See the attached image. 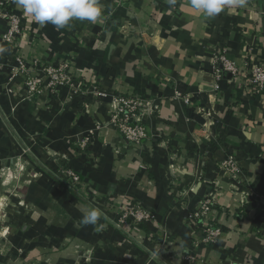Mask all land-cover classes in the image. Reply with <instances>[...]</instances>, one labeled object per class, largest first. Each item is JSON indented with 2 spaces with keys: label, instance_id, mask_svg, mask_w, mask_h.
Wrapping results in <instances>:
<instances>
[{
  "label": "crops",
  "instance_id": "0c3cea01",
  "mask_svg": "<svg viewBox=\"0 0 264 264\" xmlns=\"http://www.w3.org/2000/svg\"><path fill=\"white\" fill-rule=\"evenodd\" d=\"M100 4L95 23L73 20L59 30L11 8L24 33L0 52V169L21 162L27 140L34 156L24 165L34 178L15 187L17 197L11 182L0 183V201L19 205H0V264H78L77 247L94 264H264V215L247 202L249 186L264 195V95L244 94L243 76L229 73L216 90L212 74L217 50L241 72L249 61L264 65V0H223L212 18L189 0ZM16 56L68 61L85 84L81 94L65 87L28 104L17 86L11 100L3 86ZM121 95L160 105L144 118L151 137L139 147L109 122ZM226 151L241 164L235 178L218 168ZM62 155L90 188L84 195L58 176ZM118 197L152 209L155 222L122 229L106 222L101 212ZM205 197L216 205L201 222L223 231L208 245L191 218ZM92 209L97 224L82 225Z\"/></svg>",
  "mask_w": 264,
  "mask_h": 264
},
{
  "label": "built area",
  "instance_id": "2783aa9c",
  "mask_svg": "<svg viewBox=\"0 0 264 264\" xmlns=\"http://www.w3.org/2000/svg\"><path fill=\"white\" fill-rule=\"evenodd\" d=\"M14 0H0V28L4 23V32L0 31V49L7 51L14 48L15 41L24 33L22 17L12 11ZM0 51V52H3ZM10 51V50H9ZM15 71L12 69L13 74L20 73L22 85L24 87V94L26 99L34 103L35 98L45 94L46 91L51 93H58L61 88L69 87L72 89L70 96L82 92L84 83L82 81L74 80V74L68 61H63L58 64H49L41 59H32L26 61L22 56L15 57ZM245 71L241 72L239 65L231 60L226 53V50H217L215 52L214 63L212 66L213 74V87L220 89V83L225 78V74L229 73L235 77L244 78L242 86L243 93L251 96L264 95V65L254 62H247L245 64ZM10 72V73H11ZM15 75L9 78L11 81H6L8 95L15 94V88L11 86L10 82L13 81ZM105 96L104 93H101ZM178 97L181 96L179 92L176 93ZM184 103H189L188 96H181ZM117 105L113 113H111L109 122L120 132L124 140L133 147L141 146L146 139L151 137L149 127L146 126L144 118L150 116L154 112H158L160 105L150 98H143L135 95H121L116 97ZM93 132H91L92 134ZM64 164L61 171L65 177L70 179L71 183L79 184L82 180L80 174L74 169L66 165L68 161L67 155H62ZM57 156H55L56 162ZM240 163L236 155L231 151H226L224 159L219 164L220 170H225L230 173L233 178L240 174ZM248 203L261 206V213L264 215V195L260 194L256 189L249 186ZM215 199L212 197H205L203 200L198 201L192 210V219L195 220V227H202L205 232L200 240L203 244H215L222 236V229L214 224L204 225L201 218L208 215L212 208L215 206ZM111 211L106 214V217L111 216L114 211L117 215V228L122 229L127 225L138 227L143 223H153L155 221V214L149 207L138 203L130 202L125 198H116L114 205H110ZM199 221V223L197 221ZM239 264H252L251 262H242Z\"/></svg>",
  "mask_w": 264,
  "mask_h": 264
},
{
  "label": "clouds",
  "instance_id": "9594fccd",
  "mask_svg": "<svg viewBox=\"0 0 264 264\" xmlns=\"http://www.w3.org/2000/svg\"><path fill=\"white\" fill-rule=\"evenodd\" d=\"M17 8L40 25L51 23L57 30L69 26L73 20L95 23L103 15L100 0H14ZM174 4L175 0H168ZM190 6L212 18L222 10V0H189ZM0 51H3L0 49ZM99 214L95 209L82 218V225H96Z\"/></svg>",
  "mask_w": 264,
  "mask_h": 264
},
{
  "label": "rangeland",
  "instance_id": "374dc122",
  "mask_svg": "<svg viewBox=\"0 0 264 264\" xmlns=\"http://www.w3.org/2000/svg\"><path fill=\"white\" fill-rule=\"evenodd\" d=\"M63 61H61V62H63ZM61 62H59V63H61ZM16 68L17 67L15 66V64L12 65V67H11V69L13 71H15ZM10 72H11V70H10ZM11 75H15L13 81L10 82L11 86H13L15 88V94L13 92L12 93L13 96L10 97V95H8V91H7L6 86L5 87L3 86V89L5 90L7 95L11 98V100L15 101L17 99L18 91H17L16 88H17V86H21L22 87V90H21L22 91L21 92V94H22L21 95V101L26 102L28 104H35V102L34 103L29 102L26 99V97H25V94H24L25 91H24V87L22 85V80H21V74L20 73L13 74L11 72V74L8 75V77L4 81V83L6 81H11L9 79L11 77ZM78 81H80V80H78ZM79 94H81V93H79ZM16 110L17 109L15 108L14 111H16ZM14 118H12V119H14ZM24 142L25 143L23 144L24 145L23 147H24L25 151H22V155H21V157H19L21 159V162L19 161V159H17V165L16 166L15 165L9 166V167L8 166H2V168L0 169V178H1L0 179V183H1V181H6L7 183L11 182V184L7 187V189L10 192L9 194L14 196V197H17V194H18V190L15 187H18L21 183L27 182L29 179L32 180L34 178V171H32L31 169L27 170L26 166L24 165L27 162H28L27 164H29L31 162V158H29V157L34 156V152L32 151L31 146L27 143V142H30V141L26 140ZM26 144H28V145H26ZM21 163H23V165ZM15 174H17V176L19 175V179L13 180V177H15L14 176ZM58 176L60 177V179L62 181H64V183H65L64 186H66V188H68L69 190H71L75 194L84 195L86 192H88L90 190V188L87 189L86 182L83 179L81 180V182L79 184H73V183H71L70 179H68L67 177H65L63 175L62 171H60ZM0 190H2V189H0ZM13 199L10 198L8 200L6 199L4 201H0V205L1 206L4 205L6 207L7 206L11 207V206L14 205V206L17 207L16 209H18V207H19V205L17 203L18 201L13 200ZM112 204L114 205V201L112 202ZM101 214H102V216H104L106 222H108L109 224H111V225H113L115 227L117 226V222L114 221V219H117V215H115L114 211L111 212V216L108 215L107 217H106L107 212H104V213L101 212ZM152 222H155V221H152ZM76 250H77L78 258H81L79 261L83 262V263L78 262V264H94V262H91L92 258L87 256L86 254H83L84 250L80 249L79 247H77Z\"/></svg>",
  "mask_w": 264,
  "mask_h": 264
},
{
  "label": "trees",
  "instance_id": "16d2710c",
  "mask_svg": "<svg viewBox=\"0 0 264 264\" xmlns=\"http://www.w3.org/2000/svg\"><path fill=\"white\" fill-rule=\"evenodd\" d=\"M251 204H252V203H251ZM252 205H254V207H255L259 212H261V206H259V205H255V204H252ZM198 232L201 234L202 237L205 236V232H204L203 230H199Z\"/></svg>",
  "mask_w": 264,
  "mask_h": 264
},
{
  "label": "snow or ice",
  "instance_id": "6c2138e0",
  "mask_svg": "<svg viewBox=\"0 0 264 264\" xmlns=\"http://www.w3.org/2000/svg\"><path fill=\"white\" fill-rule=\"evenodd\" d=\"M222 2H223V0H222Z\"/></svg>",
  "mask_w": 264,
  "mask_h": 264
}]
</instances>
